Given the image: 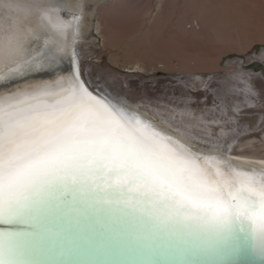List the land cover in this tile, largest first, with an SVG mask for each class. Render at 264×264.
I'll return each instance as SVG.
<instances>
[{"label": "snow or ice", "instance_id": "obj_1", "mask_svg": "<svg viewBox=\"0 0 264 264\" xmlns=\"http://www.w3.org/2000/svg\"><path fill=\"white\" fill-rule=\"evenodd\" d=\"M69 7L0 0V264H264V169L90 85Z\"/></svg>", "mask_w": 264, "mask_h": 264}, {"label": "rangeland", "instance_id": "obj_2", "mask_svg": "<svg viewBox=\"0 0 264 264\" xmlns=\"http://www.w3.org/2000/svg\"><path fill=\"white\" fill-rule=\"evenodd\" d=\"M209 3L208 0H111L104 4L94 17L101 28L99 33L94 22L95 37L90 41L95 39V47L88 49V52L80 48L84 67L89 71L92 81H96L95 85H106L107 91H114L110 88V77L106 73L117 74L132 82L134 87L128 85V90L134 88L133 91L138 90L144 94L145 85H149L153 87L149 92L159 98L160 93L157 91L162 87L155 89L159 84L164 86L175 79L177 81L188 71L202 69L201 72L207 74L218 69L223 70L222 74L231 79H234L235 72L239 73L242 83V88H234L230 93L222 94L223 102L228 97L233 101L241 93L244 99L250 100L245 91L250 88V84L242 78L247 76L250 80L264 82V71L249 67L254 56L249 53L264 48V24L236 14L242 9V3L234 6V15H230L232 19L219 21L218 16L204 11L205 5ZM206 17L211 21L205 27ZM218 22H222L223 26L217 31L214 25ZM232 54L234 58L229 57ZM244 57L247 59L242 62L241 58ZM230 61L231 66L228 65ZM211 80L209 84L214 81ZM202 87V90L209 89ZM262 90L261 85L259 91ZM214 97L212 99H217ZM248 101L247 104L252 103ZM231 104L236 109L235 102ZM160 111L164 113V109Z\"/></svg>", "mask_w": 264, "mask_h": 264}, {"label": "bare ground", "instance_id": "obj_3", "mask_svg": "<svg viewBox=\"0 0 264 264\" xmlns=\"http://www.w3.org/2000/svg\"><path fill=\"white\" fill-rule=\"evenodd\" d=\"M110 1L65 0V3L70 5L65 10V15L68 20L72 21L73 14L80 17L81 36L77 44L79 52L80 48L84 52H88V49L91 47L93 49V46L95 47V39L90 41L91 38L95 37V24L97 25L96 30L99 33L101 28L99 21L97 20L96 22L94 17L97 16L99 8ZM208 1L210 3L207 6L205 5L204 11L212 12V15L219 17V21L225 20L226 22L229 18L232 19L230 15L235 11H232L235 9L234 6L237 3H242V9L237 11L236 14L246 16V19L249 21L254 20L264 24V0ZM82 4H86L87 8L75 7V5ZM210 21L206 17L204 19V26L206 27ZM221 24L222 22L216 23L214 29L217 31L220 30V27L223 26ZM71 30L69 29L68 31L71 32ZM42 43L43 41H41ZM229 57L234 58L235 55L232 54ZM251 61L264 64V53L260 52V50L254 53ZM80 63L84 67L82 57ZM228 65H232L231 61ZM63 67H70L67 60H65ZM199 70L188 71L185 73V76L177 79V81H175L176 79L172 82L170 81L171 83L168 85L162 86V84H159V87H155V89L162 87L160 91H157V93H160L159 98L149 92L153 87L145 85L146 93L144 94L138 90L133 91L134 88L128 90V85L134 87L132 82H129L127 78L110 73L106 74L110 77V86L112 85L110 88L114 91L111 89L108 91H111L110 93L113 96H118L122 100L128 101L133 107L153 118L167 134H170L181 144L194 147L199 146L201 149L208 148L213 153L217 150L223 151L228 157L232 158L231 162L238 170L250 171L253 168L264 169V82L258 80L253 81L247 78V76H244L242 80L245 79L250 84V88L245 89V91L252 103L249 102V99V101L246 98L244 99L242 93L239 94L238 92L239 97L237 99L235 98L232 101V98L228 97L223 102L221 99L222 94H228L234 88H242L239 73L235 72L233 75L234 79H231L222 74L223 70L214 69V71L208 72L207 74L201 72L202 69ZM177 73L174 72V74ZM206 78H209L208 81L213 79V83L209 84ZM261 85L263 90L260 92ZM202 86L209 87V89L202 90ZM209 92H212V94ZM3 94L0 91V95ZM212 97L217 99L214 100ZM203 99H206V101L204 102ZM247 101L249 102L248 104L246 103ZM221 102L222 104L220 105ZM231 102H235L236 109L232 107ZM149 105L153 106L151 107ZM163 109L164 113H161L160 110ZM257 112L259 114H256Z\"/></svg>", "mask_w": 264, "mask_h": 264}, {"label": "water", "instance_id": "obj_4", "mask_svg": "<svg viewBox=\"0 0 264 264\" xmlns=\"http://www.w3.org/2000/svg\"><path fill=\"white\" fill-rule=\"evenodd\" d=\"M77 55L79 57V61H81V55H80V52L78 51V49H77ZM81 67H82V69L84 71V79L87 80L89 82V84L94 87L95 83L90 79L86 69L82 66V64H81ZM249 67L253 68L256 71H260V70L264 71V64L260 63V62L254 61L251 65H249Z\"/></svg>", "mask_w": 264, "mask_h": 264}]
</instances>
